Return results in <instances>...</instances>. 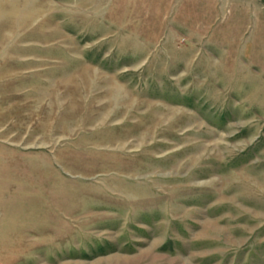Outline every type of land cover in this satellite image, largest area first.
Returning <instances> with one entry per match:
<instances>
[{
    "label": "rangeland",
    "instance_id": "374dc122",
    "mask_svg": "<svg viewBox=\"0 0 264 264\" xmlns=\"http://www.w3.org/2000/svg\"><path fill=\"white\" fill-rule=\"evenodd\" d=\"M0 264H264V0H0Z\"/></svg>",
    "mask_w": 264,
    "mask_h": 264
}]
</instances>
